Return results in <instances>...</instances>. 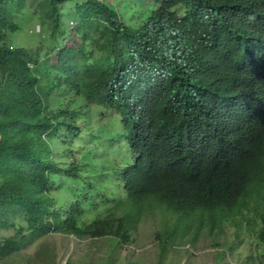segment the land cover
I'll return each mask as SVG.
<instances>
[{
	"label": "trees",
	"instance_id": "obj_1",
	"mask_svg": "<svg viewBox=\"0 0 264 264\" xmlns=\"http://www.w3.org/2000/svg\"><path fill=\"white\" fill-rule=\"evenodd\" d=\"M208 1L152 0L137 23L135 4L124 3L120 11L116 0H40L37 11L26 0H18L17 11L16 0H0V230L17 229L0 234V256L56 229L128 243L155 208L166 218L159 235L163 251L204 226L220 229L230 218L260 220L257 238L264 244V125L244 135L249 141L239 155L216 166L162 160L156 181H147L139 158L130 156L142 152L144 138L156 144L170 134L178 143L189 134L190 122L178 109L165 118L169 99L177 104L180 97L172 67H179L180 50L165 55L175 33L192 30L208 38L217 28ZM72 12L81 40L64 48L63 23ZM28 16L40 24L42 30L31 33L49 44L45 52L59 48V75L43 73L39 49L16 43ZM113 144L128 150L119 157L114 146L109 158ZM104 207V214H92Z\"/></svg>",
	"mask_w": 264,
	"mask_h": 264
},
{
	"label": "clouds",
	"instance_id": "obj_2",
	"mask_svg": "<svg viewBox=\"0 0 264 264\" xmlns=\"http://www.w3.org/2000/svg\"><path fill=\"white\" fill-rule=\"evenodd\" d=\"M147 1L148 7L152 0ZM207 5L210 13L215 12L217 28L208 38L195 36L192 30L182 37L175 33L165 55L180 50L179 67L172 65L178 71L174 92L180 97L175 96L177 104L169 99L165 118L171 120L172 109H178L180 118L190 122L189 134L178 143L170 134L156 144L144 138L142 152L130 154L135 161L139 158L147 181L158 179L162 160L193 164L208 160L205 166H216L232 159L249 141L244 135L264 125V0H209ZM139 14L135 19L140 23Z\"/></svg>",
	"mask_w": 264,
	"mask_h": 264
},
{
	"label": "rangeland",
	"instance_id": "obj_3",
	"mask_svg": "<svg viewBox=\"0 0 264 264\" xmlns=\"http://www.w3.org/2000/svg\"><path fill=\"white\" fill-rule=\"evenodd\" d=\"M26 1L31 3L32 11L38 10L40 0ZM16 2L15 11L20 10L21 7L18 0ZM124 3L129 8L136 3V8H138L136 13L139 14V0H136L135 3L133 0H116L120 11L124 10L122 6ZM148 3L150 2L147 0L144 2L145 11L148 9ZM73 4L72 2V6L66 5V7L71 8ZM28 18L32 17L28 16ZM29 19L25 21L23 29L16 33V43L28 49H39L42 53L43 73H49L52 76L59 75L57 54L59 48L55 51L45 52V48H48L49 44L45 41L41 42L36 34L31 33L33 28L35 32L39 33L42 30L40 24H35L34 20ZM65 19L63 27L67 32L64 35L65 42L61 47H77L81 40L76 34L77 16L72 12L70 16H65ZM136 21L139 23L137 19ZM129 22L132 23V18ZM51 45L55 46V44ZM31 66L36 73L41 74L40 69L32 63ZM57 104L56 101L52 103V105ZM114 112L116 113L115 110ZM91 140H93L92 142L97 141L95 134L91 135ZM101 142L103 143V141ZM114 146L121 149L120 153H117L119 157L122 156L123 150H128L122 145H112L109 158L114 157L112 150ZM92 147L94 148V146ZM99 148L103 150L102 145ZM91 151L92 154H96V150L91 149ZM97 153L100 162H102L103 152L99 149ZM89 159L91 168L94 169L96 164L94 155H91ZM261 198V203L264 205V191ZM105 209L104 207L97 211L94 210L92 214H104ZM163 215V208H155L146 212L128 243L116 244V241L112 240L113 238L107 236H78L59 229L47 231L35 238L34 241H28L16 252L0 256V264H264V244L260 243L257 238L258 229L261 227L260 220L253 219L250 222L246 219L230 218L222 222L220 229L215 228L213 232L209 227L204 226L197 236L186 235L179 238L177 242L171 243L166 251H163L159 236L165 229L166 218ZM15 221L18 225L24 224L21 218H17ZM196 229L193 227L191 231H197ZM0 231L1 236H10L15 234L17 229L8 227L7 230L1 229Z\"/></svg>",
	"mask_w": 264,
	"mask_h": 264
}]
</instances>
